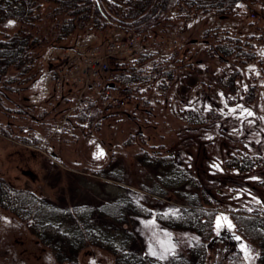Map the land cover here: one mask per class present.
<instances>
[{
  "label": "rangeland",
  "instance_id": "374dc122",
  "mask_svg": "<svg viewBox=\"0 0 264 264\" xmlns=\"http://www.w3.org/2000/svg\"><path fill=\"white\" fill-rule=\"evenodd\" d=\"M55 4L42 2L33 27L6 19L0 35L22 27L36 33L51 30ZM132 32L146 40L144 47L163 53L162 58L148 52H115L126 69L118 72L166 65L172 68L167 86L162 88L160 76L137 88L118 80L127 87V103L100 111L96 127L79 121L74 115L78 111L97 108L85 104L70 108L75 100L66 102L65 93L59 96L50 81L53 60L70 53L65 66H72L74 58L84 63L75 53L99 51L111 36ZM227 35L254 51L253 58L212 53ZM37 54L27 75L13 82L0 78V127L9 134L0 132V175L69 205L98 204L124 195L146 202L155 212H168L193 199L216 209L214 231L206 241V264L258 262L257 243L237 230L232 214L235 209L264 207V0H242L225 13L201 7L188 20L179 18L173 26L159 25L143 34L88 24L59 42H43ZM189 112L203 120L188 121ZM170 150L175 153L173 164L164 159ZM244 155L254 163L248 167L230 163L232 157L240 160ZM102 221L110 228L130 229L139 247L165 260L187 254L200 240L195 229L169 225L153 213L124 209L120 219ZM78 259L79 264H114L110 249L92 244L79 252ZM0 264L61 263L24 221L0 207Z\"/></svg>",
  "mask_w": 264,
  "mask_h": 264
},
{
  "label": "trees",
  "instance_id": "16d2710c",
  "mask_svg": "<svg viewBox=\"0 0 264 264\" xmlns=\"http://www.w3.org/2000/svg\"><path fill=\"white\" fill-rule=\"evenodd\" d=\"M46 1L56 3L50 13L56 19L51 30L36 33L25 31L22 27L12 34L0 35V78L5 81L13 82L29 73L38 57V47L43 42H59L69 33L83 29L88 24L96 29L117 26L143 34L159 25L173 26L179 18L188 20L201 7L219 13L231 11L242 0H0V24L8 18H15L22 26L33 27L40 6ZM173 10L176 11L175 15L170 13ZM205 32L208 34L207 30ZM227 36V41L216 42L211 48L212 53L225 58L236 52L246 57L245 60L253 58L254 51L244 49L238 37ZM158 76L162 79L160 85L165 88L167 79L172 77V68L153 63L116 74L117 80L134 88L148 85ZM230 82L228 79L227 84ZM74 115L79 121H87L94 127L98 126L101 117L98 109L80 110ZM185 119L190 122L203 120L192 112L186 113ZM4 128L1 126L0 132L8 134ZM167 153L164 155L165 161L173 164L175 153L172 150ZM230 163L248 167L254 163V159L244 155L239 160L234 156ZM0 207L24 221L61 264H79V252L90 244L110 249L114 264H206V241L214 231L216 213L213 206H204L193 199H188L174 211L155 212L146 202L124 195L98 204L78 202L69 205L41 196L28 187L16 186L2 175ZM124 209L139 215L153 213L169 225L193 228L199 233L200 240L190 247L187 254L176 253L166 260L153 257L132 239L130 229L110 228L103 223L104 218L120 219ZM235 210L232 219L237 230L245 238L257 243L259 260L256 264H264V207L259 210Z\"/></svg>",
  "mask_w": 264,
  "mask_h": 264
},
{
  "label": "built area",
  "instance_id": "2783aa9c",
  "mask_svg": "<svg viewBox=\"0 0 264 264\" xmlns=\"http://www.w3.org/2000/svg\"><path fill=\"white\" fill-rule=\"evenodd\" d=\"M123 36L119 34L111 36L99 51H92L93 48L75 53L83 56L84 63L78 64L77 58H74V63L70 67L64 64L71 55L70 53L62 56L56 55L58 57L53 60L50 81L56 92H60L59 96L65 93L66 102L75 100L70 108L85 104L96 107L100 111L109 112L127 103V98H130L127 95V87L125 88L126 85L123 83L119 84L114 76V72L126 69L120 67L122 64L119 61L123 62V60L115 56V52H123V54L127 52L129 55L148 52L156 54L155 59L157 60L163 55L159 52L160 55L154 53L152 47H144L146 40L140 34L132 32L125 35L126 37ZM176 47L171 52H175Z\"/></svg>",
  "mask_w": 264,
  "mask_h": 264
}]
</instances>
